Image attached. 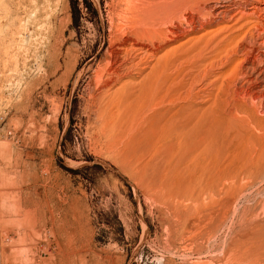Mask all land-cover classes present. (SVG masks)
Wrapping results in <instances>:
<instances>
[{
    "label": "rangeland",
    "instance_id": "1",
    "mask_svg": "<svg viewBox=\"0 0 264 264\" xmlns=\"http://www.w3.org/2000/svg\"><path fill=\"white\" fill-rule=\"evenodd\" d=\"M180 105L186 158L144 147ZM0 264H264V0H0Z\"/></svg>",
    "mask_w": 264,
    "mask_h": 264
},
{
    "label": "bare ground",
    "instance_id": "2",
    "mask_svg": "<svg viewBox=\"0 0 264 264\" xmlns=\"http://www.w3.org/2000/svg\"><path fill=\"white\" fill-rule=\"evenodd\" d=\"M225 1V0H224ZM232 1V0H231ZM198 2V1H197ZM213 2V1H212ZM207 3V2H206ZM215 3V2H214ZM230 3V2H229ZM233 3V2H232ZM206 5V4H205ZM200 6V5H199ZM200 8V7H198ZM192 12V11H191ZM189 13V12H188ZM169 16V15H168ZM193 16V15H192ZM173 17V16H172ZM175 17V16H174ZM170 18V17H169ZM186 20V18H185ZM182 21H184V19H182ZM115 23V22H114ZM122 25V24H121ZM125 25V24H124ZM183 25V24H182ZM174 26V25H173ZM177 26V25H176ZM192 26V25H191ZM190 26V27H191ZM118 27V26H117ZM115 27V28H117ZM120 31L123 30L124 27L119 26ZM172 27V26H171ZM182 27V26H181ZM257 27V26H256ZM263 27V26H261ZM114 28V29H115ZM144 28V27H143ZM167 28V27H166ZM170 28V27H169ZM119 30V28H118ZM117 32V33H120ZM132 31V30H131ZM146 31V30H145ZM148 30V33H150ZM239 31V30H238ZM159 33H161L160 35L162 36V42L167 41V32L165 33V35H162L163 30H159ZM170 32V30H169ZM184 32V31H183ZM194 33V32H193ZM250 33V32H249ZM147 34V33H146ZM158 34V33H157ZM187 34V33H186ZM140 34L137 33H128V32H124L123 33V37L126 38V40H124V42H128L132 41V39H135L139 37ZM144 35V34H143ZM143 35H141L142 37H144ZM159 35V34H158ZM159 35V36H160ZM174 35V34H173ZM177 35V34H176ZM175 35V36H176ZM232 35V34H231ZM157 36V35H156ZM160 36V37H161ZM147 37V36H146ZM174 37V36H173ZM145 38V37H144ZM152 38V37H151ZM176 38V37H175ZM219 38V37H218ZM136 39V40H137ZM157 39V38H156ZM166 39V40H165ZM246 39V37H245ZM117 40V39H116ZM148 40V39H145ZM150 40V39H149ZM161 40V39H160ZM176 40V39H175ZM228 40V39H227ZM237 40V39H236ZM152 41V40H151ZM252 41V40H251ZM141 42V41H140ZM235 42V40H234ZM115 43V42H114ZM124 43V44H125ZM142 43V42H141ZM144 43V42H143ZM160 43V42H159ZM158 43V44H159ZM213 43V42H212ZM151 44V43H150ZM210 44V43H209ZM136 45V44H135ZM255 45V44H254ZM138 46V45H137ZM148 46V45H147ZM154 46V45H153ZM213 48V47H212ZM215 48V47H214ZM125 49V48H124ZM158 49V48H157ZM119 50V49H118ZM238 50V49H235ZM234 50V51H235ZM121 51V50H120ZM140 50L138 49H125L124 52V60H125V64L123 65V68L121 66L117 67L116 63L112 60L113 55L110 57V55L105 58V61L107 63L106 67L99 72L98 74H96L95 78H93L94 80H96L97 82V86H98V91L99 92H103L105 89H108L110 87H112L113 84L115 83H119L121 84L125 79L128 80H132V72L134 71H138L139 74V67H140V62L139 59L140 54L139 53ZM211 52V51H210ZM231 52V51H230ZM113 53V51H112ZM204 53V52H203ZM238 53V52H237ZM236 53V55H237ZM213 54V53H212ZM142 55V53H141ZM227 55V54H226ZM115 56V55H114ZM197 56V55H196ZM243 56V54H242ZM144 57V56H143ZM149 57V55H148ZM147 57V59H148ZM199 57V56H198ZM201 57V56H200ZM229 57V56H228ZM227 57V58H228ZM225 58V57H224ZM143 59V58H142ZM142 59L140 61H142ZM94 60V59H93ZM227 60V59H226ZM200 61V60H199ZM245 61V60H244ZM243 61V62H244ZM229 62V61H228ZM234 62V61H233ZM236 62V61H235ZM241 63V62H240ZM245 63V62H244ZM242 64V63H241ZM240 64V65H241ZM213 65V64H212ZM221 65V64H220ZM180 66V65H179ZM210 66V65H209ZM243 66V64H242ZM241 66V68H242ZM198 67V66H197ZM224 67V66H223ZM205 68V67H204ZM249 69V68H248ZM251 69V68H250ZM233 70V69H232ZM124 71V72H123ZM143 71V70H142ZM175 71V70H174ZM179 71V70H178ZM154 71H151V73ZM240 72V71H239ZM248 72V71H247ZM156 73V72H155ZM136 74V73H135ZM209 74V72H208ZM150 75H154V73L149 74ZM205 75V74H204ZM241 75V74H240ZM151 76V77H152ZM209 78V77H208ZM230 78V76H229ZM152 81V79H151ZM218 81V80H217ZM226 81V80H225ZM150 82V81H149ZM90 84V83H89ZM217 85V84H216ZM92 86V85H91ZM232 86V85H231ZM244 88V87H243ZM246 88V87H245ZM144 88L141 90L142 94L145 93L144 92ZM147 92V90H145ZM151 91V90H150ZM150 91H148L150 93ZM244 91V90H243ZM145 96V95H143ZM183 97V96H181ZM183 102V101H182ZM173 103V102H172ZM178 103V102H177ZM104 108H111V112H110V118L113 120L114 118H119L121 116V113L125 114L124 110H127L130 106V97L127 94H117L116 92L110 96L105 98L104 101ZM118 107L122 108V110L118 111ZM116 112H120V115H116ZM123 114L122 117L123 118ZM117 117H116V116ZM188 118H190L191 120H189ZM186 119V106H178L177 109H169L166 110L165 113H163L160 117L158 116H154L152 117L149 121L150 124H148L139 135V137L142 138L141 141L143 146L148 148L150 151H156L159 150L163 147H166L167 149H165V151L167 150V154L170 159H176V158H186V140L191 139L190 136H188V134L186 135L188 130V127L186 126H191L189 124H192V117H188ZM189 120V122L187 121ZM187 122V123H186ZM188 124V125H187ZM187 128V129H186ZM189 128V129H190ZM207 137V136H206ZM202 140V139H200ZM205 141V140H204ZM200 142H203L200 141ZM162 143V144H161ZM161 144V145H160ZM145 148V149H146ZM200 148V147H199ZM143 151V149H142ZM164 151V152H165ZM258 151V150H257ZM145 152V151H144ZM147 153V152H146ZM158 155V154H157ZM163 156V155H162ZM160 157V156H157ZM164 157V156H163ZM167 157V156H166ZM162 158V157H161ZM163 159V158H162ZM165 159V158H164ZM168 159V157H167ZM178 160V159H177ZM169 161V160H168ZM252 162V161H251ZM168 163V162H167ZM253 163V162H252ZM214 179V178H213ZM216 180V179H215ZM212 181V180H211ZM212 183V182H211ZM215 183V182H214Z\"/></svg>",
    "mask_w": 264,
    "mask_h": 264
}]
</instances>
